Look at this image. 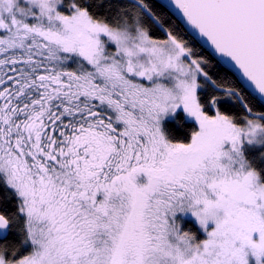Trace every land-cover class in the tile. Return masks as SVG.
I'll use <instances>...</instances> for the list:
<instances>
[{"label":"snow or ice","instance_id":"obj_1","mask_svg":"<svg viewBox=\"0 0 264 264\" xmlns=\"http://www.w3.org/2000/svg\"><path fill=\"white\" fill-rule=\"evenodd\" d=\"M0 264H264V0H0Z\"/></svg>","mask_w":264,"mask_h":264}]
</instances>
